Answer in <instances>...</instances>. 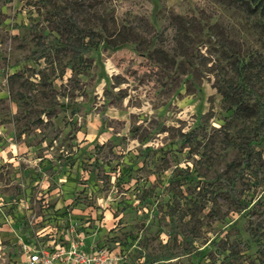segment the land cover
I'll use <instances>...</instances> for the list:
<instances>
[{
  "label": "rangeland",
  "instance_id": "rangeland-1",
  "mask_svg": "<svg viewBox=\"0 0 264 264\" xmlns=\"http://www.w3.org/2000/svg\"><path fill=\"white\" fill-rule=\"evenodd\" d=\"M251 3L0 0V264L72 242L112 264L264 260V110L234 115L225 96L264 107V11ZM90 30L128 47H53ZM123 155L139 163L132 182L97 184L81 164Z\"/></svg>",
  "mask_w": 264,
  "mask_h": 264
},
{
  "label": "trees",
  "instance_id": "trees-1",
  "mask_svg": "<svg viewBox=\"0 0 264 264\" xmlns=\"http://www.w3.org/2000/svg\"><path fill=\"white\" fill-rule=\"evenodd\" d=\"M252 3L250 4V7H256V5L258 4L259 6H261V10L264 11V1L262 0H250ZM64 24H71L72 26V30H74V28L76 29H80L79 24L77 23V21H75L72 17L68 20H66L64 22ZM83 31V30H82ZM82 31L76 32V38H74V40H70L67 41L65 43L60 42L59 40L54 41L53 47L54 48H62L65 50H69L74 52L76 57H81L83 55H85V53H90L92 51H97L100 52V47L108 49L110 51H117V50H121L123 48L128 47V43L125 41H119V40H113L110 41L107 37L105 36H101V38H99V42H95V37L92 35L94 34L95 31L90 30L89 33H83ZM89 38L88 41H86V39ZM15 77V76H14ZM20 98L17 100L18 102V106L22 107L24 106L25 103H28V99L26 98L25 95L20 94L19 95ZM226 96V100L228 102H230V108L229 110L233 111V114L235 115V113H241L246 114V116L249 117H255V112L259 111V109L261 108V110H264L263 102L260 100H257L256 103L250 105L247 104L244 99L241 97L239 99H237L236 101H234V97L232 96ZM48 109V113H51V111H53V107H49ZM51 117V115L49 116ZM42 119L40 118V122L43 123V121H41ZM29 125H24L16 135H22L25 134L28 130H29ZM191 133H188L187 136H190ZM46 141V140H45ZM51 145H53L56 141V139H50L49 140ZM264 142V139H263ZM107 144H102L100 145L98 141L95 142V147L97 148V150L101 151L103 148L106 147ZM73 150L74 147H76L77 151H79L78 154V158L87 155L88 153V144L85 146H81L80 144H76L72 145ZM111 149V148H110ZM69 161H67V164L64 162L62 163V165L64 166H74L75 160L73 158H69ZM83 161L81 162L82 165L84 166V169L87 170V172L89 173V179H92L93 181H95L97 184H104V182L107 180V183H109V185L111 184L112 181V174H115V178L119 181V182H132L134 177V173L137 169L139 168V163L135 160L132 161L131 159H129L126 155H123V161L121 163V159L119 157H117L116 159H112V160H107V162L105 163L106 166L103 165L104 162H102L99 158H88V160H85V158L82 159ZM116 162V166H112L113 163ZM84 163V164H83ZM113 167V168H112ZM120 167H122V169H120ZM100 168L102 170H100ZM89 169V170H88ZM120 184V183H119ZM247 206L244 207V209H246ZM213 211V210H212ZM216 219H220L219 217L215 216ZM237 222V220H235V222L232 223V225H235V223ZM231 226V225H229ZM179 224L177 223V221L173 220L172 221V228L170 230V234L175 236V239L178 240V236L179 235H184L183 240L184 241H188L189 244L192 245V240L193 237H190V235H187L186 233H183L181 230H179ZM215 241V240H214ZM188 248L179 246V248L177 250L174 249H168L164 252V254L162 255V257L164 258H172L175 256H178L180 254H184L186 253ZM230 250V253L225 255V258H230V257H234L235 256V251L232 248H228L225 247V251L226 250ZM196 252L198 253H204V251H202L203 249H199L198 247H195ZM264 254V252H263ZM205 255V254H204ZM264 259V257H263ZM259 263H256L255 260L251 261V264H264V260L259 259Z\"/></svg>",
  "mask_w": 264,
  "mask_h": 264
},
{
  "label": "built area",
  "instance_id": "built-area-1",
  "mask_svg": "<svg viewBox=\"0 0 264 264\" xmlns=\"http://www.w3.org/2000/svg\"><path fill=\"white\" fill-rule=\"evenodd\" d=\"M26 264H112L109 251L88 252L81 243L56 246L54 250L35 246L30 249Z\"/></svg>",
  "mask_w": 264,
  "mask_h": 264
}]
</instances>
